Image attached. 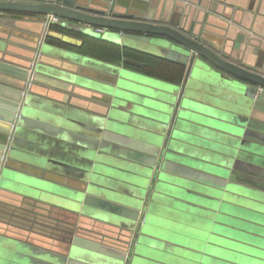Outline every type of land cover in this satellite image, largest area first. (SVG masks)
I'll list each match as a JSON object with an SVG mask.
<instances>
[{"label":"water","instance_id":"95a60500","mask_svg":"<svg viewBox=\"0 0 264 264\" xmlns=\"http://www.w3.org/2000/svg\"><path fill=\"white\" fill-rule=\"evenodd\" d=\"M7 11L44 15L36 19L41 25L36 43L45 15L54 13L114 30L109 32L115 44L178 61L187 71L184 90L179 83L152 81L157 88L152 93V88L138 86V80L147 81L129 67L114 65L111 74L96 70V60L50 58L42 52L45 41L38 57V44L24 54L13 44L4 49L0 44V245H17L12 253L9 247L6 254L0 249V264H17V259L20 264H264V72L258 70L264 68L262 52L257 53L255 68L220 55L208 44H223L207 34L211 16L204 25L199 22L201 33L195 29L201 11L194 12L189 35L174 27L182 26L178 20L160 24L153 21L159 19L152 8L121 11L115 0H0V15ZM52 31L49 37H55ZM242 40L239 34L235 45ZM200 58L216 68V76L225 75L227 83H216L215 73L207 72ZM44 62L68 71L63 69L60 76L54 70L44 73ZM29 76L32 82L27 86ZM42 84L80 97L94 94L98 112L106 108L94 129L103 127L113 142L103 140L100 148L120 152L115 143L123 142L137 150L127 155L143 165L129 167L124 175L115 168L107 174L99 153L91 174L82 170L72 175L20 149L17 130L39 111L30 97ZM160 87L162 101L155 97ZM201 89L210 92L211 108L191 102ZM124 116L126 121H119ZM156 200L160 209L181 205L205 216V233L174 232L171 225L163 226L156 216ZM44 202L62 214L65 224L59 231L53 224L40 228L20 217L27 218L30 205L35 209Z\"/></svg>","mask_w":264,"mask_h":264},{"label":"crops","instance_id":"0c3cea01","mask_svg":"<svg viewBox=\"0 0 264 264\" xmlns=\"http://www.w3.org/2000/svg\"><path fill=\"white\" fill-rule=\"evenodd\" d=\"M95 1L98 3L104 2V0ZM117 2H119L121 11L138 10L139 8L148 10L152 8V15L159 19L153 21L160 24L170 25L172 19L174 21L178 20L182 26L174 27L186 34L189 33L187 30H189L190 24L194 23L195 11H201L199 14L201 19L196 20V24L194 25L195 29L200 31V33L201 25L199 22L201 21L204 25L209 14V18L210 16L211 18L207 25L210 26V31L207 34L221 44L223 40L220 48L209 43L210 41L208 42L216 52L222 56H227L226 58L237 63L253 68H255L254 65L258 58L257 53L262 52L264 62V0H150L148 3L139 0H115L116 4ZM215 9L222 10L226 13V16H223L219 12L217 13ZM204 12L205 14L203 15ZM1 13H3V10ZM14 14L18 13L7 11L5 15H0V44H2L3 49L5 46L13 44L14 47L19 48L20 53H28L34 44H38L33 40L35 35L38 34L36 31L41 26L40 22L36 19L37 17H44V15L34 14L31 11L21 13L22 16ZM52 27L54 36L58 38L54 41H58L59 43L50 41V39L46 40V46L43 47L42 51L45 56H50V58H56L61 61L75 60L79 56L85 60H96V62H99L98 69L96 70L104 68V72L111 74H113L112 69L114 65L126 69L130 67L125 64L128 56L124 51H121L123 55L120 61L111 59L112 47L106 44L114 43L111 41V39H114V33L109 32L111 29L97 31L98 27L63 16H61L59 22L53 23ZM80 30H84V32ZM239 34H242L243 40L240 46L237 47L235 42ZM61 37H65V39L69 38V40L73 39L78 45L65 43ZM251 39L252 42L250 43L249 40L251 41ZM204 41L206 40L204 39ZM120 46L124 47L122 43ZM138 51L141 50L138 49ZM200 59L203 61L201 65H205L207 72L215 73L216 68L210 62L205 61L203 58ZM41 67L44 73L54 70L55 76H60L63 69L68 71L51 62H44ZM131 68L128 69L135 76L147 81L148 84L146 82L144 84L152 85L150 84L152 81H161L163 83L166 81L143 73L136 68ZM258 70L264 72V68H259ZM214 75L216 76L217 74L215 73ZM105 76L108 77L107 74ZM224 76H216L218 79L215 80L217 81L216 83H227V79ZM88 77L92 79L91 81L96 80L106 83L103 78ZM185 80L186 74L179 83L183 90L185 89ZM158 89L159 94L155 97L162 101L163 98H161L160 92L164 91L163 87ZM179 94L177 93L176 95L177 99L179 98ZM196 94L197 99L195 100L194 98V101L191 100V102L211 108L208 104L210 103L208 100L209 91L206 89L196 90ZM31 95L30 100L33 105L39 107V111L32 113L29 119L22 124L23 128L19 130V148L24 152L29 151L30 153H34L51 166L59 170L70 171L72 175H79V172L82 170H87L91 174L95 166H98L97 156L99 153H102L103 157L99 160L101 162L100 167L107 174L109 173L108 171H113L112 169L115 168L121 170L120 174L124 175L129 167L136 169L138 166L143 165L139 160L127 155L128 152L132 153L137 150L131 146H125L123 142L119 141L115 143L118 147L122 148L120 152L116 150L105 151V148H100L103 140L102 138H96L100 136V132H97L94 126L97 122L102 121L106 108L102 105L104 112H98V102L94 99V94L89 93L88 97H80L64 88L51 84H42L39 91ZM72 99L78 101L73 100L72 103ZM129 102L131 103V100L125 103L128 104ZM120 109L123 111L127 110L124 107H120ZM105 134L104 132L103 139H106L104 143L112 144L113 142ZM40 206H37L38 209L37 207L34 209L30 205L26 211L27 218L23 214L20 217L30 220L29 216H31L39 227L49 229V224H53L56 227L55 229L59 231V228H62L63 224H65L59 218L62 217V214L52 208L50 209L49 205L45 202ZM156 216L162 220L163 226L169 227L168 225H171L172 228L169 227V229H173L174 232H189L197 235L205 233V226H201L204 223L205 216L189 208H184V206H169V204H166L164 208L157 212ZM174 216L180 218L181 221L178 224L174 223L176 219L173 218ZM168 221L172 222V224H169ZM191 237L194 236L191 234ZM181 257L184 260L187 259V255H181Z\"/></svg>","mask_w":264,"mask_h":264},{"label":"trees","instance_id":"16d2710c","mask_svg":"<svg viewBox=\"0 0 264 264\" xmlns=\"http://www.w3.org/2000/svg\"><path fill=\"white\" fill-rule=\"evenodd\" d=\"M51 28L53 27L51 26ZM47 39L59 43L58 41H54L58 39L56 37L48 36ZM106 44L112 47L111 59L120 61L123 55L121 51H124V53L128 56L125 64L130 66L129 68L133 67L148 75L174 83H180L185 77L186 65L183 63L172 61L148 52L138 51L133 48L122 47L115 43Z\"/></svg>","mask_w":264,"mask_h":264},{"label":"rangeland","instance_id":"374dc122","mask_svg":"<svg viewBox=\"0 0 264 264\" xmlns=\"http://www.w3.org/2000/svg\"><path fill=\"white\" fill-rule=\"evenodd\" d=\"M138 86H140L141 88H145V89H150V88H152V90L150 89V91L153 93L154 92V90L155 89H157L156 87H155V85H151V86H149V85H147V84H142L139 80H138ZM155 88V89H154ZM32 96V95H31ZM30 99H31V97H30ZM153 99H155V98H153ZM129 116H128V113H127V116H126V120H127V118H128ZM115 120H118L117 119V117H115ZM125 120V116H124V118L122 119V120H119V121H123V122H125L126 121ZM98 123L99 122H97L96 124H95V126L96 125H98ZM107 123L109 124V122L107 121ZM122 125H123V123H120V126L119 127H122ZM122 129V131H129V128H121ZM104 128L102 127V129L101 130H99V132H100V136H98V137H96V138H98V139H101L102 138V140H106V139H103V134H104ZM131 132H133V133H135L134 132V130L132 129L131 130ZM16 135L18 136L19 135V129L17 130V133H16ZM147 136H149L148 134H147ZM146 136V138L148 139V140H150L149 139V137H147ZM125 150V149H124ZM125 152H126V150H125ZM113 171H114V169H112ZM112 171V172H113ZM113 184H117V183H113ZM127 186H129V185H126V184H122V188H127ZM132 188V187H131ZM126 191V190H125ZM149 197V199L151 198V195H149L148 196ZM52 201L54 200V199H51ZM56 200V199H55ZM154 205L157 207V208H160V206H159V201H155L154 202ZM17 213V212H16ZM22 213V212H21ZM29 218H30V221L31 222H34L33 224H36V222H35V220L31 217V216H29ZM173 218H176L175 219V221H174V223H176V224H178V222L179 221H181L180 220V218L179 217H173ZM168 223L170 224H172V222H170V221H168ZM201 226H205L204 224L203 225H201ZM174 227H175V225H174ZM200 235V234H199ZM195 237V236H194ZM15 246H17L16 244H15ZM15 246H8L7 244H5V243H2L1 245H0V249H1V251H3L5 254H6V251L5 250H8V248H6V247H9V249H11L12 251H10L11 253L12 252H15V250H16V247ZM3 248V249H2ZM9 252V253H10ZM19 254H20V252H19ZM4 260V259H3ZM17 264H20V262H19V260L17 259Z\"/></svg>","mask_w":264,"mask_h":264},{"label":"built area","instance_id":"2783aa9c","mask_svg":"<svg viewBox=\"0 0 264 264\" xmlns=\"http://www.w3.org/2000/svg\"><path fill=\"white\" fill-rule=\"evenodd\" d=\"M60 20H61V16L58 15V14L48 13V14L45 15L43 31H42V34H41L40 41L38 42V50H37V53H36L37 57L40 55V45H41L42 42L47 40L48 31L51 28L52 24L56 23V22H59ZM104 29L105 28H102V27L97 28L98 31H103ZM36 60H37V58L34 61H36ZM34 61H33V64H34ZM29 73H30V75H32L34 73L33 68L29 69ZM31 82H32V78H31V76H29L26 79V85L30 86Z\"/></svg>","mask_w":264,"mask_h":264}]
</instances>
